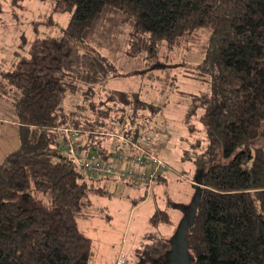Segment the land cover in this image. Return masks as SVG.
Listing matches in <instances>:
<instances>
[{
	"label": "trees",
	"instance_id": "obj_1",
	"mask_svg": "<svg viewBox=\"0 0 264 264\" xmlns=\"http://www.w3.org/2000/svg\"><path fill=\"white\" fill-rule=\"evenodd\" d=\"M53 6L71 15L62 34L37 37L30 58H15L8 71L0 66V96L12 100L20 135L19 147L0 164V264L92 260L93 239L78 219L91 203L90 193H104L94 182L111 177L86 176L69 155L59 128L94 131L107 127L110 119H125L131 126L125 132L129 139L150 136L155 141L153 134L164 124L167 104L148 100L138 90L104 88L100 99L105 100L82 101L94 104L97 113L89 106L77 109L82 103L67 97L74 81L83 82L80 73L89 80L113 69L101 56V62L88 57L96 50L87 40L113 26L106 23L108 14L128 30L125 55L143 63L146 59L145 67H151L143 78L152 77L162 96L167 89L177 93L173 102L184 107L187 123L200 112V137L182 147L181 155L193 164L200 184L189 234L192 264H264V0H53ZM199 29L210 30L202 61L191 66L183 59L181 64L183 76L211 87L195 94L178 90L167 76L176 66L160 59L164 46L182 48V53L193 48ZM103 37L107 35L98 36ZM3 84L12 94L1 89ZM81 136L84 148L96 150L105 164L113 152L122 151L115 138ZM61 143L67 155L61 153ZM163 179L165 170L154 184ZM150 221L155 231L171 224L167 207L157 206ZM156 241L147 247L148 255L165 258L170 238Z\"/></svg>",
	"mask_w": 264,
	"mask_h": 264
},
{
	"label": "rangeland",
	"instance_id": "obj_2",
	"mask_svg": "<svg viewBox=\"0 0 264 264\" xmlns=\"http://www.w3.org/2000/svg\"><path fill=\"white\" fill-rule=\"evenodd\" d=\"M53 7V0H0V66L10 68L15 62V57L18 61L30 58V45L37 37L62 34L71 15L56 12ZM106 19L109 21L105 20L106 23H110L115 28L110 26L101 32H95L94 39L91 37L87 40L88 46L96 50V53H90L88 57L101 62V56L107 62L110 61L116 72H113V69L109 72L101 71L97 73L96 78L89 80L86 77L89 76L87 73H80L83 82L76 80L72 83L74 92H69L67 96L70 102L103 101L105 99H100V93L104 91L102 89L112 88L138 90L148 100L155 99L158 103L167 104L162 111L164 124L153 134L155 142L162 148L161 157L166 163L165 179L159 184L153 183L150 188H147L146 184L123 183L113 178L96 181L94 186L103 187L104 193H90L91 203L84 211L83 217L78 219L80 229L93 239L94 255L90 264H133L139 260V255L147 257V247L158 244L157 239L173 236L184 216L182 211L173 207L180 204L188 205L195 195L197 174L193 164L183 160L181 155L184 153L182 147L190 145L200 137L197 127L202 124L199 111L197 116L192 117L193 121L187 123V112L184 107L173 102L176 101L177 96L175 91L170 92V89H167L162 96L160 87L152 82V77L143 78L151 67L148 65L145 67L146 59L143 63L140 58H129L125 55L128 36L126 26L121 24L114 14H108ZM196 32L200 36L193 48L182 53V48L170 51L164 46L160 60L176 66L171 68L173 71L167 76L170 75L178 90L202 94L210 91V85L183 76V68H181L183 59H186L191 66L202 61L210 30L199 29ZM99 35H107V37H103L102 41L98 38ZM100 65L105 67L103 62ZM1 89L8 90V94L9 92L12 94L5 84L1 85ZM89 89L92 91L91 94L86 92L83 94V91ZM8 106L0 107V118H3L0 119V164L4 162L8 153L19 147L17 113L10 103ZM82 106H89L93 113L96 112L95 105L90 102H84L76 108ZM100 106H103L102 102ZM190 124L194 126L193 131L190 129ZM60 149L63 155H67V149L62 143ZM84 172L86 176L91 177L86 171ZM157 206L167 207L171 224L162 225L155 231L150 219ZM88 214L90 215L87 216Z\"/></svg>",
	"mask_w": 264,
	"mask_h": 264
},
{
	"label": "built area",
	"instance_id": "obj_3",
	"mask_svg": "<svg viewBox=\"0 0 264 264\" xmlns=\"http://www.w3.org/2000/svg\"><path fill=\"white\" fill-rule=\"evenodd\" d=\"M107 123V127L94 131L69 126L59 128L65 134L69 155L91 177H111L129 183L146 184L150 188L155 178L166 168V163L159 154L161 146L150 136L136 141L129 139L125 132L131 126L125 119H110ZM83 133L115 138L120 142L122 151L113 152V156L107 160L108 164H105L96 150L84 148L81 136Z\"/></svg>",
	"mask_w": 264,
	"mask_h": 264
},
{
	"label": "water",
	"instance_id": "obj_4",
	"mask_svg": "<svg viewBox=\"0 0 264 264\" xmlns=\"http://www.w3.org/2000/svg\"><path fill=\"white\" fill-rule=\"evenodd\" d=\"M196 192L200 189L198 183L195 185ZM200 204L199 195L195 193L191 203L176 205L183 212L178 227L170 238V249L166 257L155 264H192V254L189 250V234L196 221V212Z\"/></svg>",
	"mask_w": 264,
	"mask_h": 264
},
{
	"label": "crops",
	"instance_id": "obj_5",
	"mask_svg": "<svg viewBox=\"0 0 264 264\" xmlns=\"http://www.w3.org/2000/svg\"><path fill=\"white\" fill-rule=\"evenodd\" d=\"M15 58H17V57H15ZM14 58V59H15ZM197 59V58H196ZM199 59V58H198ZM189 60L190 61H192V59L191 58H189ZM197 61V60H196ZM5 68V67H4ZM7 71L8 70H11V67L10 68H5ZM8 103H10V106H12L14 109H15V107H14V104H13V102L11 101V99L8 97V95L7 94H4V95H1L0 96V107H4V108H6V107H9L8 106ZM7 104V105H6ZM0 119H3V118H0ZM15 120H13V122H14ZM19 122H18V119L16 120V124L17 125H19L18 124ZM19 145H20V135H19ZM17 149V148H16ZM15 149V150H16ZM7 156V155H6Z\"/></svg>",
	"mask_w": 264,
	"mask_h": 264
},
{
	"label": "flooded vegetation",
	"instance_id": "obj_6",
	"mask_svg": "<svg viewBox=\"0 0 264 264\" xmlns=\"http://www.w3.org/2000/svg\"><path fill=\"white\" fill-rule=\"evenodd\" d=\"M163 259H164V257L162 255L161 256L160 255H158V256L147 255V258L142 256L139 258V260H138L139 262L137 261L133 264H155L156 262L161 261Z\"/></svg>",
	"mask_w": 264,
	"mask_h": 264
}]
</instances>
